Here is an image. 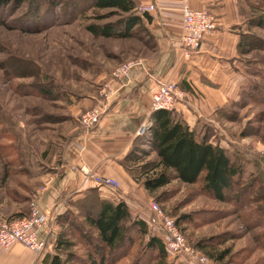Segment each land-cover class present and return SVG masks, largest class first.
I'll return each mask as SVG.
<instances>
[{"label":"rangeland","instance_id":"rangeland-1","mask_svg":"<svg viewBox=\"0 0 264 264\" xmlns=\"http://www.w3.org/2000/svg\"><path fill=\"white\" fill-rule=\"evenodd\" d=\"M94 1L42 0L41 8L47 12L32 22L26 14L27 2L0 0V215L10 220L25 217L13 214L16 210L31 214L35 191L45 190L51 176L61 177L67 146L88 135L80 128V119L98 101L79 116H73V102L99 97L119 67L140 62L129 79L155 52L153 40L140 29L130 38L91 34L86 26L106 12L96 10ZM177 1L181 11L182 3ZM253 1L260 11L244 8L242 34L253 50L240 54L245 63L243 85L236 99L209 116H199L197 129L200 137L227 149L242 165L243 182L254 181L255 186L239 185L231 198L220 201L204 189L202 180L191 184L174 179L150 195L142 179L132 177L136 189L148 195L150 210L157 203L192 248L197 250V243L209 238L218 249L228 248L227 264H264V24L259 26L258 16L264 13V0ZM150 109L141 125L151 119ZM155 159L156 153L151 152L145 161ZM64 206L69 207L66 201ZM70 209L77 213L75 206ZM61 210L57 207L51 216ZM54 222L58 232L56 218ZM149 228L159 237L164 233L161 226ZM72 238L76 253L86 256L85 239L79 232H72ZM143 245L138 238L126 256H116L115 264H153L155 252H145ZM180 259L191 264L185 256L170 254L167 264L181 263Z\"/></svg>","mask_w":264,"mask_h":264},{"label":"crops","instance_id":"crops-1","mask_svg":"<svg viewBox=\"0 0 264 264\" xmlns=\"http://www.w3.org/2000/svg\"><path fill=\"white\" fill-rule=\"evenodd\" d=\"M137 1L140 5H156V10L149 12L151 22L146 24L153 35L155 52L146 59L143 68L132 71L129 79L110 78L99 97L90 95L73 102V116L81 115L101 100L107 109L88 135L77 137L67 146L61 177L51 176L45 190L35 191L32 204L40 211L53 212L57 207L63 210L64 196L82 195L95 187L94 176H108L117 179L120 188L116 193L104 192L102 197L113 202L125 201L133 215L159 227L158 217L150 210L148 195L136 189L134 179L122 165L139 136L141 123L150 115L152 88L159 81L176 82L181 96L174 111L197 132L199 116L213 114L238 96L245 80V63L238 48L245 30L244 8L260 11L253 0H191L193 9H207L218 21L217 28L194 54L180 45L182 14L177 0ZM27 213L16 210L13 214ZM38 233L42 238L49 235L54 238L57 231L55 227L51 232L43 228ZM51 249L50 246L45 253L37 255L21 243L8 248L0 245V264H42Z\"/></svg>","mask_w":264,"mask_h":264},{"label":"trees","instance_id":"trees-1","mask_svg":"<svg viewBox=\"0 0 264 264\" xmlns=\"http://www.w3.org/2000/svg\"><path fill=\"white\" fill-rule=\"evenodd\" d=\"M2 2L8 4L9 0ZM15 2L18 5L28 3L26 14L31 16L29 20L32 22L41 13L44 16L47 12L41 8L42 0ZM139 6L137 0H95L93 7L106 12L98 14V22L90 23L86 28L94 36L104 38H130L140 29L153 40L146 25L151 22L152 16L149 12H141ZM258 16L259 26H263L264 13ZM111 18L116 19L106 21ZM245 37L242 34L238 46L240 54L244 55L253 50ZM151 120L153 124L149 133L138 136L122 160L126 171L136 180L142 179L143 187L150 195L174 179L191 184L202 180L204 189L220 201L231 198L239 185L246 188L255 186L254 181L243 182L242 165L227 149L214 145L207 136L200 137L174 110H154ZM144 144L150 149L143 147ZM151 152L156 153L157 159L145 161ZM139 169L143 171L136 176L134 172ZM63 199L69 207L61 210L56 217L60 230L54 238L51 235L47 237V247L52 249L46 252L42 264H115L116 256H126L127 249L138 238L144 240L145 252H155L153 264H167L169 253L163 240L151 233L144 219L133 215L125 201L105 199L97 187L87 189L78 199L72 196H64ZM71 206L77 208V213L70 209ZM182 218H189V215ZM72 232H79L85 239L86 256L76 253L77 243L72 238ZM196 247L221 264H227L231 253L228 248L218 249L213 238L200 240Z\"/></svg>","mask_w":264,"mask_h":264},{"label":"built area","instance_id":"built-area-1","mask_svg":"<svg viewBox=\"0 0 264 264\" xmlns=\"http://www.w3.org/2000/svg\"><path fill=\"white\" fill-rule=\"evenodd\" d=\"M181 1L182 13V36L180 45L188 53L194 54L198 52L204 41L217 28L218 21L216 17L207 9H193L190 5L191 0ZM141 12H151L156 10L154 3L140 5ZM140 62H129L123 64L114 72L116 79H126L131 69ZM107 87V85L105 86ZM181 96V90L176 82L169 79L159 81L151 90V108L152 111L157 109L174 110ZM106 105L101 100L98 101L92 108L82 114L80 125L84 133L91 132L99 123L103 114L106 112ZM152 125V120L149 119L143 123L138 130V135L147 134L148 129ZM95 187L101 193H115L120 188V183L117 179L108 176H94ZM106 189V190H105ZM152 212L159 219V226L164 233L160 238L163 240L168 253L172 256H185L187 262L191 264H220L211 260L199 249L192 248L186 238L177 230L173 220L165 217L160 206L157 203L151 204ZM53 212L40 211L36 205L32 204V212L20 219L10 220L8 218L0 219V245L8 248L15 243H21L28 249L34 251L37 255L45 253L48 249L47 238L40 237L38 231L45 228L51 232L55 227V218L51 216ZM59 214V213H58Z\"/></svg>","mask_w":264,"mask_h":264}]
</instances>
